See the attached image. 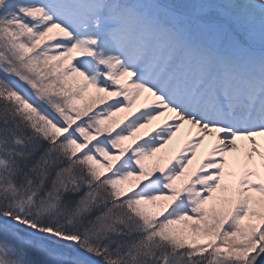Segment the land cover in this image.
I'll list each match as a JSON object with an SVG mask.
<instances>
[{
	"label": "snow or ice",
	"instance_id": "snow-or-ice-1",
	"mask_svg": "<svg viewBox=\"0 0 264 264\" xmlns=\"http://www.w3.org/2000/svg\"><path fill=\"white\" fill-rule=\"evenodd\" d=\"M0 264H264V0H0Z\"/></svg>",
	"mask_w": 264,
	"mask_h": 264
},
{
	"label": "rangeland",
	"instance_id": "rangeland-1",
	"mask_svg": "<svg viewBox=\"0 0 264 264\" xmlns=\"http://www.w3.org/2000/svg\"><path fill=\"white\" fill-rule=\"evenodd\" d=\"M122 115H125V114H124V113H122ZM117 116H119V114H117ZM117 116H116V117H117ZM116 117H114V119H115ZM175 142H176V141H174L173 143H175ZM198 156H199V154H198Z\"/></svg>",
	"mask_w": 264,
	"mask_h": 264
}]
</instances>
